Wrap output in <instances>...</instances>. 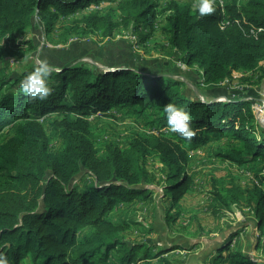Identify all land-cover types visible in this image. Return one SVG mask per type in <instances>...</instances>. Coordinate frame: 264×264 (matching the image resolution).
<instances>
[{
	"label": "trees",
	"instance_id": "16d2710c",
	"mask_svg": "<svg viewBox=\"0 0 264 264\" xmlns=\"http://www.w3.org/2000/svg\"><path fill=\"white\" fill-rule=\"evenodd\" d=\"M86 1L0 0V62L24 44L34 48L31 40L15 42L21 32L33 27L36 16L42 20L67 16ZM138 8L145 9L148 23L153 24L156 12L151 0H126L118 6L121 11ZM167 10L171 11L168 42L183 54L185 65L193 66L195 88L216 87L234 71L261 68L264 63V0H223V5L217 0L216 13L203 18L175 0ZM84 22L94 30L113 27L111 15L96 12ZM112 29L108 34H113ZM161 65L154 72L139 65H115L110 71L66 65L50 78L52 95L31 104L19 88L11 90L22 79H0V132L15 126L0 145V253L9 264H29L28 258L31 264H137L143 244L120 239L133 223L111 214L122 202L151 196L141 167L148 157H157L168 169L171 182L164 188L175 202L181 198L180 189L193 181L186 172L189 152L210 141L232 136L238 147L219 156L241 166L260 159L264 169V134L259 133L252 99L243 95L231 100L195 98L184 90L188 79L175 77L169 63ZM168 103L190 113L192 127L198 129L191 143L168 129L163 110ZM131 105L140 107L137 113L155 112L153 135L137 134L127 148L107 143L101 154L88 116L97 112L114 116L109 112L113 107ZM48 128L64 140L58 152L51 150ZM251 192L249 203L254 201L255 211L263 214L264 189L256 185ZM260 228L264 234V220ZM85 230L89 234L81 236ZM238 234L233 233L226 245ZM145 247L148 258L151 246ZM119 248L122 252L112 254ZM226 250L228 245L214 264H264L242 247L223 255ZM158 260L156 264H177L168 255Z\"/></svg>",
	"mask_w": 264,
	"mask_h": 264
},
{
	"label": "rangeland",
	"instance_id": "374dc122",
	"mask_svg": "<svg viewBox=\"0 0 264 264\" xmlns=\"http://www.w3.org/2000/svg\"><path fill=\"white\" fill-rule=\"evenodd\" d=\"M98 1H86L83 7L75 13L52 18L53 20L51 17L42 20L36 16L33 27L21 32L15 42L31 40L34 48L30 49L29 45L24 44L21 48L13 50L10 56L0 62V79L6 77L23 79V75L33 70L40 59H47L58 71L66 65L81 64L103 71L113 70L112 66L115 65L129 67L139 65L145 71L154 72V69L162 67V61H166L173 67L175 77L191 80L187 75L188 72H193V66L185 65L182 60L183 54L172 48L168 42L167 17L171 11L167 9L173 0H151L155 5L153 11L156 12L153 24L148 23L149 16L143 12L144 8L119 10L120 3L126 0ZM175 1L189 7L193 2V0ZM54 7L51 5L49 9L54 10ZM92 12L103 16L111 15L112 35L108 34L110 33L108 26V28L101 27L97 30L86 26L84 20ZM51 21L53 23L47 28L48 22ZM9 42L13 45L12 41ZM124 48H129L132 52L125 53ZM119 53H121L120 58L116 56ZM263 69L264 63L261 68L235 72L227 81L219 83L216 87L200 86L199 89L195 88L190 95L201 100H231L247 95L250 98L253 97L251 106L252 109L255 107L253 112L259 115L260 112L257 109L262 105L264 97ZM162 70L166 71L168 68H162ZM17 88L19 84L11 90ZM253 88H258V94L256 91L254 93L249 91ZM186 90L191 92L190 88ZM139 109L138 105L113 107L109 112L115 113L114 116L100 112L88 116L91 120L94 142L101 154L105 153L107 143L127 148L137 134L145 137L153 135L151 121L155 117V112L137 113ZM11 125L6 126L0 132V145L13 132L15 126L12 128ZM263 129L264 123L262 122V125L258 123L260 135L264 134ZM48 134L51 137V150L53 152L61 150L64 140L55 136L50 128H48ZM232 140L234 141L232 136H224L220 140L202 145H209L206 151H196L202 146L190 151L186 172L193 181L189 187L180 189L181 198L177 202L173 200L174 195L166 192L164 188L171 182L168 180V169L165 165L155 156L142 160L141 167L147 174L144 183L152 190L151 196L146 199L137 197L127 203L122 202L111 214L116 220H127L133 223L128 230L121 233L120 239L130 245L143 244L144 247L139 251L138 258L140 259L138 263L136 262L137 264H156L158 259L167 255L169 258H174L176 263L198 264L205 262L203 259L207 256L203 257L201 254L202 259L188 256L193 251L208 247L207 252H209V248L213 249L219 243L218 250L224 249L227 245L229 250L238 243L239 238L242 239L239 235V238L233 239L231 243L227 245L225 243L231 238L230 235H226L228 231L234 230L233 233L240 234L244 225L249 222V215L252 213L248 211L250 207L253 209V203H249L252 196L251 191L256 185L264 189V179L262 180L264 169L260 159L238 167L231 161L220 157L219 153H229L236 147ZM81 183L83 184V181ZM242 223L244 225H241ZM240 226L243 227L240 228ZM168 228L170 236L166 238L162 234ZM89 232L85 230L81 236ZM242 233L245 234L244 231ZM263 239L264 235H260V242ZM169 242H176L186 247L187 252L180 249V252L171 255V251H163V246ZM207 242L209 244L206 246ZM239 243V248L241 245L249 248L245 236ZM148 245L151 248L147 250L148 258H145V246ZM119 249L114 250L112 254L122 252V248ZM161 250L163 252H159ZM253 252L260 255L258 249ZM155 253H158L156 254L158 257L154 256ZM210 254L209 252V256ZM213 260L211 258L208 263H214ZM27 263L31 264L29 258ZM221 263L227 264L224 261Z\"/></svg>",
	"mask_w": 264,
	"mask_h": 264
},
{
	"label": "clouds",
	"instance_id": "9594fccd",
	"mask_svg": "<svg viewBox=\"0 0 264 264\" xmlns=\"http://www.w3.org/2000/svg\"><path fill=\"white\" fill-rule=\"evenodd\" d=\"M222 3L223 0H220L221 5ZM191 10L198 13L200 18L211 16L217 11V0H193ZM57 71L58 69L47 59H40L33 70L24 75L19 82V89L25 95L27 103L45 101L52 95L50 78ZM163 110L166 114L168 129L185 142L191 143L198 129H193L190 113L173 103L166 104ZM0 264H9L3 253H0Z\"/></svg>",
	"mask_w": 264,
	"mask_h": 264
},
{
	"label": "crops",
	"instance_id": "0c3cea01",
	"mask_svg": "<svg viewBox=\"0 0 264 264\" xmlns=\"http://www.w3.org/2000/svg\"><path fill=\"white\" fill-rule=\"evenodd\" d=\"M127 49V48H126ZM166 64H167V62L166 61H164ZM240 71H242V70H239V71H234L233 73H235V72H240ZM187 76H189V79H191V80H187V88H185L184 87V90L187 92V94L188 95H190L192 92H194V90H195V83H194V81H196V79L195 78H197V76H196V74L195 73H190V72H188V75ZM193 79H195L194 81H193ZM192 82V83H191ZM261 87V86H260ZM191 89V92H188L186 89ZM249 91H251L252 93H254V91H256V93L258 94V92L257 91H259L258 90V88L257 89H254L253 88V90L251 89V90H249ZM191 96V95H190ZM246 96V98L247 99H251V98H253V97H248L247 95H245ZM262 103H264V97H263V99H262ZM232 143H234L235 144V146L236 147H238V141L236 140V139H234V141L232 140ZM209 145H207V146H202V147H200V149H198L197 148V150L196 151H198V150H205V149H207V147H208ZM202 148V149H201ZM191 151H193V150H191ZM206 151V150H205ZM204 151V152H205ZM189 154H190V152H189ZM228 161V160H227ZM235 164V163H234ZM236 166H241V165H237V164H235ZM253 203V209L250 207V211H248L249 213L251 212L252 214L251 215H249V219H248V223H246L245 225H244V223H242L241 225H244V228H243V231L245 232V234L244 233H242V232H240V234H238V235H241L242 237V239H244V236H245V238H246V240H247V242L249 243V248L247 247H245L244 245H241L240 247H242L243 248V250H245V252L249 255V256H251L253 259H259V260H264V239H263V241H261L260 242V235L262 236V235H264V234H262V230H261V228H260V224L262 225V223H263V220H264V211H263V214H260V213H258V212H256L255 211V207L257 206L256 204H255V202L253 201L252 202ZM259 203V201H257V204ZM263 208H264V204H263ZM243 226H240V228H242ZM233 232H234V230H230V231H228V234H226L227 236L228 235H232L233 234ZM157 233V232H156ZM217 233V232H216ZM215 233V234H216ZM164 237H166V238H169V236H170V232H169V228H168V230L167 231H165L163 234H162ZM157 236H158V233H157ZM236 239L237 238H239V236L238 237H235ZM234 238V239H235ZM241 239V240H242ZM223 240V239H222ZM240 238H239V240H238V243L235 245V246H239L240 245ZM226 243V242H225ZM209 243L207 242V243H205V245L207 246ZM159 246V245H158ZM210 247H211V244L209 245ZM234 246V247H235ZM160 247H162V246H160ZM175 247H181V248H176L175 249ZM233 247V248H234ZM220 248V243H219V245L218 246H216V247H214L213 249H211V248H209V252L211 253L210 254V256H209V252H207V249H208V247H202L201 249H198V251H193L192 253H190V255H188V256H196V259H202L201 258V254L203 255V257L205 256H207L205 259H203L205 262H199L198 264H209L208 262H210L211 261V258H212V260L217 256V254H219V251L221 250H218ZM162 249H164L165 251H171L170 252V254L171 255H173V254H176L177 252H180V249H181V251H184V252H187L186 251V247H184V246H182V245H179L178 243H176V242H174V243H168V244H165V246H163V248ZM255 249H258V251L260 252V255H258V254H256L255 252H253V250H255ZM263 249V250H262ZM224 252H226V251H224ZM223 252V253H224ZM228 252V251H227ZM226 252V253H227ZM226 253L225 254H223V255H226ZM189 254V253H188ZM214 262V261H213ZM177 264H181L180 262L179 263H177ZM212 264H214V263H212Z\"/></svg>",
	"mask_w": 264,
	"mask_h": 264
},
{
	"label": "built area",
	"instance_id": "2783aa9c",
	"mask_svg": "<svg viewBox=\"0 0 264 264\" xmlns=\"http://www.w3.org/2000/svg\"><path fill=\"white\" fill-rule=\"evenodd\" d=\"M222 5H223V3H222ZM253 109H255V107H253ZM257 110H259V112H260L259 115L258 114L256 115V113H255L256 118H257V122L262 125V122L264 123V103H262V105Z\"/></svg>",
	"mask_w": 264,
	"mask_h": 264
}]
</instances>
